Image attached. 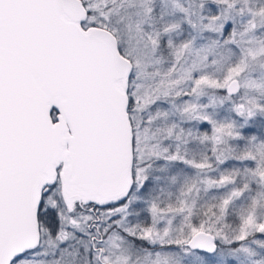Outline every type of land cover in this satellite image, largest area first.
Wrapping results in <instances>:
<instances>
[{"label":"snow or ice","instance_id":"1","mask_svg":"<svg viewBox=\"0 0 264 264\" xmlns=\"http://www.w3.org/2000/svg\"><path fill=\"white\" fill-rule=\"evenodd\" d=\"M173 5L0 0V264H168L177 254L215 264L225 247L227 264L241 254L264 264L250 246L264 249V137L238 131L239 118L264 115V81L252 76L254 64L264 70V0ZM96 29L116 38L114 55ZM206 89L212 100L197 103ZM177 99L195 131L160 127ZM192 141L207 145L199 158ZM154 160L217 175L185 177L161 200ZM228 160L244 167L221 170ZM202 184L216 193L202 200Z\"/></svg>","mask_w":264,"mask_h":264},{"label":"rangeland","instance_id":"2","mask_svg":"<svg viewBox=\"0 0 264 264\" xmlns=\"http://www.w3.org/2000/svg\"><path fill=\"white\" fill-rule=\"evenodd\" d=\"M99 2H102V0H99ZM251 2L252 0H250V3ZM157 7H158V10L163 9L170 13L174 7L173 0H157ZM129 11H134V9H130ZM121 18L125 19L127 22L126 14L122 13ZM183 27H184V32L182 33V35L176 36L174 34V38L182 39L188 35L187 25H184ZM194 34L197 36L199 35V33H194ZM161 56L165 58L167 57V48H164L162 52L157 54V57H161ZM141 74L150 75L151 73L142 72ZM252 76L254 79L257 80V82L264 81V70H262L258 65L254 64ZM212 97H213L212 91L206 89L196 102L197 103H210V101L212 100ZM169 99H171V97H169ZM229 107L230 105L228 102H225L224 105L221 107L219 99L217 98L215 100L214 110L217 111L220 114V116L231 118L232 113L229 111ZM163 109L169 112V117L167 121H164V120L160 121L161 128L166 127L167 125L171 124L173 121L179 124L185 130V133H187L189 129H192L193 131H195V129L198 127L197 123L194 120L189 121L187 119V114L182 115V110H181L179 99L175 101V104L173 103L165 104L163 106ZM209 111H213V109L210 108ZM254 121L256 122V124H259L260 122L264 123V115H257L254 120H249L247 124L244 123L243 118H239L238 123L243 124L244 126L239 127L238 131H240L246 137L252 135L253 133L257 136L264 137V127H263V132L262 133L260 132L259 134H257L256 131L257 132L258 130L260 131V128L262 127H260L259 125L258 127H256L257 125L254 124ZM246 128L252 129V132L250 133L245 132ZM231 143H234V142H231ZM186 147L188 148L189 156L195 155L197 158H199L200 154L207 151V145L200 144L198 141H192ZM233 167H238L242 169L244 165L239 163L236 160H228L224 164L220 165L221 170L230 169ZM216 175H217L216 172H208L207 176H205V174L202 173L199 177H196V174L192 169L185 168L183 166H180L172 162H166L164 160H154L152 162V167L149 172L150 179L152 180L153 194L159 195L161 200H166V196L168 197L169 192L175 193L179 185L184 181L185 177H194L200 181H203L206 178H214ZM173 177H175V180H173ZM203 187L204 185L202 184L201 185L202 190L200 194L202 200L208 199L211 195L215 194L217 191L216 189H209L208 192L205 193L203 191ZM161 189H163V191H161ZM220 191H223V190H220ZM141 218H143V214ZM133 219L135 220L136 218L134 217ZM250 246L255 248L257 251L264 252V249H260L259 246L255 244H252ZM225 249L228 250L226 247L217 250L215 254V258L218 262L215 264H225L226 263V260L224 259L225 257L222 256L223 253H225L224 252ZM226 256L228 257L229 253ZM172 257L169 258L168 264H193L195 261L198 264H204L205 262V259L201 261V260H198L193 255H188L185 258L183 254H177L175 258L172 259ZM255 258H258V257H255ZM239 264H251V260L246 255L241 254Z\"/></svg>","mask_w":264,"mask_h":264},{"label":"water","instance_id":"3","mask_svg":"<svg viewBox=\"0 0 264 264\" xmlns=\"http://www.w3.org/2000/svg\"><path fill=\"white\" fill-rule=\"evenodd\" d=\"M97 32H100V33H103V38L105 40H108V39H111L112 41V50H111V54H115V37H112L111 33L110 32H107L105 29H96ZM118 64H119V67L123 70V75H124V78H125V81H126V78H127V71H128V68L131 67V65L129 64L128 60L124 57H120L119 58V61H118ZM121 92H122V89H121ZM125 123H126V120H125Z\"/></svg>","mask_w":264,"mask_h":264},{"label":"trees","instance_id":"4","mask_svg":"<svg viewBox=\"0 0 264 264\" xmlns=\"http://www.w3.org/2000/svg\"><path fill=\"white\" fill-rule=\"evenodd\" d=\"M157 10H158V7H157ZM159 11V10H158ZM254 124L255 125H257L256 127H258V125L260 126V127H262V128H260V131L258 130V132L256 131V133L257 134H259L260 132L262 133L263 132V125H264V123L263 122H260L259 124H256V122L254 121ZM257 129V128H256ZM246 132V131H245ZM247 133H250V132H247ZM246 141H243V140H241V141H238V142H234V143H239V144H241V145H243L244 143H245ZM164 195V194H163ZM168 199V197L166 196V200ZM238 204H239V202H237ZM225 253H223V257H225L224 259L226 260V263H227V254L229 253V251L228 250H226L225 249V251H224ZM176 256V255H175ZM175 256H173L172 257V259L173 258H175ZM171 258V257H170ZM170 261H171V259H170ZM218 261L216 260V258H215V263H217ZM225 263V264H226ZM193 264H198L196 261L193 263ZM204 264H208V261H207V258H205V262H204Z\"/></svg>","mask_w":264,"mask_h":264}]
</instances>
